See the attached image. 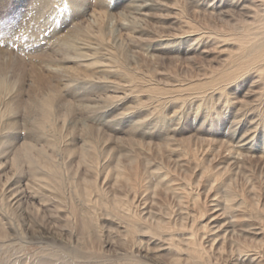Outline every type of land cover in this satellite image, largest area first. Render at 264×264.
<instances>
[{
	"label": "bare ground",
	"instance_id": "bare-ground-1",
	"mask_svg": "<svg viewBox=\"0 0 264 264\" xmlns=\"http://www.w3.org/2000/svg\"><path fill=\"white\" fill-rule=\"evenodd\" d=\"M106 1L0 48V264H264V0Z\"/></svg>",
	"mask_w": 264,
	"mask_h": 264
},
{
	"label": "rangeland",
	"instance_id": "rangeland-1",
	"mask_svg": "<svg viewBox=\"0 0 264 264\" xmlns=\"http://www.w3.org/2000/svg\"><path fill=\"white\" fill-rule=\"evenodd\" d=\"M46 2H49L50 4H48V6L46 8H44L43 14L39 15L40 13H42V12H40L42 10H40V8H39L40 11H37L38 9H36V8H38L39 6L47 4ZM167 2H166L167 5H171V3H172L171 1H170L171 3L169 1H167ZM118 3L121 5V7H117V5H119ZM155 3L156 2H154L153 0H108V1H106L104 8L109 13V15H110L109 19L110 20L108 19L107 25L105 26V29H104L105 30V32H104L105 36L111 42H113L115 44V46L118 47L120 50L126 51L127 43H126V40H123L121 34L131 33L132 35L137 36V37L143 36L144 38H148L150 36L154 37L155 34H160L163 31H166V33H175V31L178 30L179 27H178V25L174 26L172 24L173 23L172 20L167 21V24L165 25L164 30H163V28L160 27L161 24L159 22V19H154V18L149 19L148 18L146 23H141V22L139 23L138 22L134 25H126L127 22H125L119 16L120 13L125 12L123 10L128 8V6L130 7L132 5H133L134 9H144L148 13H155L156 12L155 9H157L159 7V5L157 3L156 4ZM79 4H80V2L76 3V5H79ZM71 5L72 4H69V3L67 4V0H64L63 5H57V4L54 5L52 0H24V2H22V0H0V37L1 38L4 37V38L0 39V48H3L5 50L6 49L18 50L17 43L20 40L24 39L23 36L26 35V33L24 32L25 31L24 29L26 28V26H32V25L34 26L35 23H39V20L44 19L43 18L44 16L45 17L49 16V14H50L49 12H51V10L54 14L56 12H59V14H61L60 11L65 12L66 11L65 9L70 8ZM26 8H27V10H26ZM32 8L34 9V12H33ZM123 8H125V9H123ZM48 10H49V12H47ZM126 14H129V13H126ZM56 17H57V15H56ZM28 21L29 22L33 21V22H31L32 25H31V23L29 24ZM57 21H58L57 22L58 24L61 23L62 17L57 19ZM22 24H24V27L22 26ZM174 27L176 30L174 29ZM22 28H24L23 29L24 31L22 30ZM23 33H24V35H22ZM4 34H5V36H4ZM153 44H156V41L151 40V42H146L145 44H143L139 48H136V50L140 52V54H139V56H140L139 65L141 63L142 66L141 65L140 66L145 71L146 70L147 71H149V70L160 71V70L164 69L163 65L153 63L148 59L149 56H151L149 48ZM15 55L18 56L16 58L18 60H19V58H24V56L19 54V53H15ZM142 61H143V63H142ZM134 62L135 63L138 62L137 59H135ZM16 64H18V63H16ZM259 153L260 152H259L258 147H257V155L258 156L260 155ZM258 178H259V176H257V183H259ZM258 186L261 187L260 184H258ZM262 187H263V190L261 192H264V183H263ZM220 193L222 195V191H220ZM251 198L249 197L247 199V202L251 205H254L255 201H254V199H251ZM209 206H210V204L208 205V207ZM193 210L198 212L199 209L195 208ZM261 211H263V207H262ZM210 214H211V211L209 213H207L206 216H208ZM13 253H14V251L12 252V254ZM3 258L4 257H2L0 259V261H2Z\"/></svg>",
	"mask_w": 264,
	"mask_h": 264
}]
</instances>
